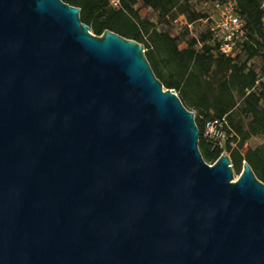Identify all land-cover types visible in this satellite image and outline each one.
<instances>
[{
    "label": "water",
    "instance_id": "obj_1",
    "mask_svg": "<svg viewBox=\"0 0 264 264\" xmlns=\"http://www.w3.org/2000/svg\"><path fill=\"white\" fill-rule=\"evenodd\" d=\"M79 11L0 0V264H264V182Z\"/></svg>",
    "mask_w": 264,
    "mask_h": 264
},
{
    "label": "trees",
    "instance_id": "obj_2",
    "mask_svg": "<svg viewBox=\"0 0 264 264\" xmlns=\"http://www.w3.org/2000/svg\"><path fill=\"white\" fill-rule=\"evenodd\" d=\"M62 1L80 8V20L90 27L93 34L101 35L107 29L148 47L146 59L154 75L162 79L166 87L177 90L182 103L183 99L196 110L194 119L200 132L204 120L225 116L232 132L231 140L235 142L237 134L242 135L238 146L250 135L264 137L262 0H237L236 11L244 21V35L227 55L219 51V40L209 31L208 22L195 33L188 31L193 22L209 20L212 15L209 12L211 8L204 12L196 11L188 0H119L118 6H113L110 0ZM223 1L212 0V8ZM140 11L146 13L142 15ZM177 16L182 17L185 32H174L172 23ZM162 24H166L167 28L163 30ZM157 42L177 70L169 80L163 79L155 63L152 48ZM251 58L261 61L259 68L255 69L247 63ZM196 60L206 67V75L199 66L191 67ZM248 74L252 78L247 92L236 101L232 90ZM233 109H236L235 113ZM198 145L202 157L210 162L216 160L222 150L205 141L201 133ZM226 150L231 163L242 166L241 161L245 159L256 177L264 182V154L260 147L249 149L245 158L237 147L231 148L229 143Z\"/></svg>",
    "mask_w": 264,
    "mask_h": 264
},
{
    "label": "built area",
    "instance_id": "obj_3",
    "mask_svg": "<svg viewBox=\"0 0 264 264\" xmlns=\"http://www.w3.org/2000/svg\"><path fill=\"white\" fill-rule=\"evenodd\" d=\"M110 2L113 6L119 4V0H110ZM236 6L237 0H224L221 3H216L214 13L209 17V20H202L204 23L208 22L209 31L219 40V51L226 55L233 51L237 42L244 35V21L237 13ZM200 133L204 140L210 142L213 147L222 149L220 154L222 152L228 154L226 150L227 143L230 146L234 145L231 140L232 132L228 128L225 116L204 120Z\"/></svg>",
    "mask_w": 264,
    "mask_h": 264
},
{
    "label": "rangeland",
    "instance_id": "obj_4",
    "mask_svg": "<svg viewBox=\"0 0 264 264\" xmlns=\"http://www.w3.org/2000/svg\"><path fill=\"white\" fill-rule=\"evenodd\" d=\"M188 2L193 6V8L196 10V11H201V12H204V11H208L210 13H214V7L212 8V0H188ZM263 2L264 0H262V5H263ZM142 15H144L146 12L145 11H140ZM182 17L181 16H177L175 20H173V29H174V32L177 33V32H182V31H186L185 28H184V25L182 23ZM152 21H155L154 18H152ZM263 22H264V16H263ZM205 26V23L203 21H195L193 22L190 26H189V30L188 31H191L192 33H195L196 31H198L201 27ZM158 27V26H157ZM161 28L164 30L167 28L166 24H162L161 25ZM158 29V28H157ZM189 35V34H187ZM186 35V37H187ZM143 44V43H142ZM143 49H144V54L146 56V51L148 50V47H144L143 46ZM154 50V59H155V63L157 65V68L158 70L160 71L162 77L164 80H169L171 77L175 76L176 75V67L175 65L169 60L165 50H163V48L161 47V45L157 42L155 43V45L153 46L152 48ZM244 58V57H242ZM249 65H251L252 67H254L255 69L256 68H259V64L261 63V61H259L258 59L256 58H251L248 60L247 62ZM199 66L200 70H202L203 74L206 75L207 73V70H206V67H204L203 65L200 64L199 60H196L194 62H192L191 64V67L193 68H197ZM232 70V73L234 71V67L231 68ZM251 78L252 76L251 75H246L242 80L241 82L233 88V94L235 95V99L236 101L239 99V97H242L244 95V93L247 92V88H248V85L251 81ZM162 83H163V88H168L166 87L164 81L160 78H158ZM169 89H173V88H169ZM174 90V89H173ZM176 93L178 94V91L175 90ZM183 101V104L184 106L193 111L194 113L196 112V110L189 106L187 104L186 101ZM238 104V103H237ZM238 105H236L237 107ZM234 113L236 112V109H233ZM239 118V116H237V119ZM242 135L240 134H237L236 136V140L234 142V145L231 146L232 147H237L238 150H239V153L241 154V156L243 158H245L246 156V153L249 149H254L256 147H260L261 148V151L262 153L264 154V137L260 134H254V135H250L248 136L244 141L243 143L241 144V146H238V142L241 141ZM198 148L201 152V149L198 145ZM228 153V152H227ZM229 154V153H228ZM204 158V157H203ZM204 160L207 162V163H211L210 161L206 160L204 158ZM245 159H242L241 163L244 161ZM232 164V169H233V172H234V176L235 178L239 175V172L242 168V166H240L239 164H235V163H231Z\"/></svg>",
    "mask_w": 264,
    "mask_h": 264
}]
</instances>
